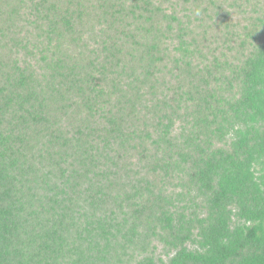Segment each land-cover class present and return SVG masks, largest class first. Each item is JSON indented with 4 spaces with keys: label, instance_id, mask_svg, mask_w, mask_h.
Masks as SVG:
<instances>
[{
    "label": "trees",
    "instance_id": "16d2710c",
    "mask_svg": "<svg viewBox=\"0 0 264 264\" xmlns=\"http://www.w3.org/2000/svg\"><path fill=\"white\" fill-rule=\"evenodd\" d=\"M0 264H264V0H0Z\"/></svg>",
    "mask_w": 264,
    "mask_h": 264
}]
</instances>
